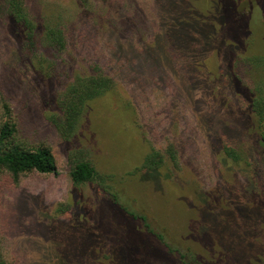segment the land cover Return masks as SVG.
I'll list each match as a JSON object with an SVG mask.
<instances>
[{
	"label": "rangeland",
	"instance_id": "1",
	"mask_svg": "<svg viewBox=\"0 0 264 264\" xmlns=\"http://www.w3.org/2000/svg\"><path fill=\"white\" fill-rule=\"evenodd\" d=\"M210 1L211 11L221 10L224 0ZM26 3L34 15L68 19L69 30L62 51L41 45L34 52L27 51L0 14V115L2 103L7 102L17 122L19 140L30 147H48L56 165V171L48 174L32 171L14 177L0 172V250L5 260L10 264H65L60 261L63 255L74 252L73 236L68 235L67 241L64 236L65 226L73 225L71 219L89 220L97 215L102 229L109 234L116 225L108 205L122 203L128 211H147L146 221L152 228L165 225L155 230L163 233L164 240L178 254H187L189 264L191 256L202 264H264V148L258 147L256 154L247 152L248 139L240 133L245 129L244 122L223 115L213 100L219 87L202 79V64L186 70V64L169 65L160 57L158 47L167 46L170 53L175 47L163 32L162 14L176 19L180 28L205 34L208 25L203 17V0ZM234 9L236 13L243 11V15L227 30L217 28L231 20L229 10L224 8L209 24L217 30L212 49L215 54L225 51L224 55L231 59L234 47L230 36L249 29L244 39L240 37L243 45L232 69L252 86L264 73L253 60L264 56V0H237ZM147 42L156 46L145 48ZM208 54L206 50L199 61L203 62ZM94 64L114 78L121 112L113 111L116 104L111 107L112 103L99 101L89 112L86 125H81L74 138L66 140L52 121L55 104L49 99L76 75L89 73ZM39 66L47 74H40ZM225 95L234 100L230 92ZM103 106H108L106 111ZM110 118L127 129L136 127L139 148L154 147L162 152L170 146L174 149L177 165L170 166L169 181L159 185L139 177L131 176L127 181L117 177L116 202L111 197L112 189L108 193L96 183H71L69 156L73 151H86L97 166L99 161L103 166L109 159L105 148L110 141L104 137L97 142L87 123L96 126L109 123ZM223 133L244 150L241 161L221 162L219 136ZM237 134L241 136L231 138ZM112 158L118 160L116 155ZM135 163L132 158L117 165L130 167ZM110 182L108 185L113 184ZM226 184L231 185L232 194L224 197ZM255 194L258 198L254 199ZM137 226L143 229L141 224ZM139 229L129 239L121 237L118 242L128 264L150 259L159 248L165 250ZM100 244L98 253H107V246ZM170 259L164 256L153 263L174 264ZM81 262L80 258L71 264ZM98 263L109 260L102 258Z\"/></svg>",
	"mask_w": 264,
	"mask_h": 264
},
{
	"label": "trees",
	"instance_id": "2",
	"mask_svg": "<svg viewBox=\"0 0 264 264\" xmlns=\"http://www.w3.org/2000/svg\"><path fill=\"white\" fill-rule=\"evenodd\" d=\"M209 1L203 0V17L208 25V32L205 34L196 29L180 28L179 26L181 25L179 24L181 23L176 19L169 15L165 17L162 14L161 17L164 18L161 22L163 32L168 36V39H171L175 47L174 52L170 53L167 46L161 45V47H158L160 48V57L164 63L169 65L175 64L176 66H181L180 64H186V70H192L196 64H202L204 67L202 79L208 81V84L213 83L219 87L213 96L214 102L223 110V115H230L232 118H238L244 122L243 127L245 129L243 128L240 133L248 139L249 146L247 152L256 154V149L264 148V73L263 78L255 81L251 86L246 84L233 72L232 68L234 66L232 64L238 59V50L243 45L240 42L242 41L241 38L244 39L245 34H249V29L247 28L241 30V35L232 33L230 36L234 47V54L231 59L227 55H224L225 51L218 54L213 53L212 46L216 40L215 34L217 30L215 31L214 28L209 26L212 19L219 12L221 14L223 8L229 10L231 20L224 23L223 27H217L227 30L232 21L243 15V11L239 13L235 12L234 6L237 0H224L223 6H220L221 10L214 9L211 11L210 4L208 5ZM0 14L5 19L11 33L18 39L22 49L34 52L40 49L39 45H41L54 51H62L67 44L69 28L66 22L68 19H63L61 16L54 19L34 15L31 13L26 0H0ZM153 46H156L154 42L144 43L145 48H153ZM206 50L209 52L206 59L203 62L199 61V58L204 56ZM211 56L212 58H210ZM253 60L257 64H260L264 70V56L254 57ZM38 70L42 75L44 73L47 74V71H44L41 66H39ZM89 70V73L76 75L74 80L65 89L55 97L51 96L49 99L50 102L55 104V114L52 116V121L61 136L66 140L74 138L81 125H86V118L89 116V112L93 107L96 108L100 104L98 103L99 101L106 105L112 103L111 107L116 104L117 106L113 111L116 113L121 112L117 102L119 100L117 96L118 89L114 78L105 73L100 65L94 64ZM196 76H200V74L196 73ZM226 91L230 92L231 98L238 101V103L240 102L241 106L235 104L234 100L230 99V97L228 98L225 95ZM107 107L103 106L102 110L106 111ZM1 110L0 172H7L14 177L32 171L44 174L54 173L56 165L51 150L46 146L30 147L21 142L18 138L17 122L9 104L3 102ZM116 113L112 112L111 115L115 116ZM87 124L88 128L94 130L91 133H93L92 136L97 142L103 141L102 138L104 137L110 141V144L105 148L108 150L107 155L109 159L107 162L104 160L105 165L103 166L99 165V161L97 166V164H94L89 159L86 151L82 149L73 151L69 156V176L73 185L79 186L87 183H96L103 191L109 193L110 189L115 192L117 188L115 186L117 184L115 179L117 177L126 181L131 176L139 177L141 180L151 181L159 185L164 181L166 182V180L169 181V177L171 176L170 166L177 165L176 153L171 146L167 147L163 152L154 147L146 149L142 146L139 148V139H136L137 135L134 131L136 127L127 129L123 123L120 124L118 122L116 124L112 118H110L109 123L105 121L104 124L100 123V125L96 126L90 123ZM246 127L249 129L248 131ZM213 129V127L210 128L211 131ZM224 134L219 136L221 144L219 145L218 153L222 154L221 162L225 164L229 159L234 163L241 161L243 149H239L233 145L224 137ZM239 136L241 135L237 134L236 137L233 136L231 138ZM143 139L144 143H147V140ZM111 154L116 155L118 160L115 161V158H112ZM132 158L137 163L130 167L117 165L118 162L122 164L126 161L129 162ZM107 181H111L113 184L108 185ZM230 186L225 185V190H223L224 197L228 193L232 194ZM113 192L111 193V197L116 202V199H118L117 193ZM253 198H258V195L255 194ZM186 200L188 199L186 198ZM187 204L189 208H192L188 202ZM108 207L111 208L110 214L115 218V229L107 234L102 229L100 217L97 215H93L89 220L87 218H72L73 225L68 226L67 224L68 227L65 226L64 236L66 237V241L67 238H70L68 235L73 236L75 242L74 252L70 256L64 254V259L61 258L60 261L65 264H71V262L77 263L81 258V264H99V259L107 258L109 263L106 264H128L127 257L126 260L122 257L121 244L118 242L121 237L122 240L124 237L125 239H129L131 233L139 229L137 226L139 223L143 227V229L139 230L147 234L158 245L161 244L165 250L159 248L158 252L154 253L150 259L143 258L139 262L135 261L133 264H154L155 260L163 259L164 256H167L169 259L171 257L175 258L174 261L170 259L174 264H189L187 254H178L164 240L163 233L158 229L155 230L157 225L155 224L156 226L154 225L155 227L152 228L150 223L146 221L148 216L147 211H143L142 213L128 211V208L122 203H109ZM95 218H98V220ZM154 222L161 224L156 219H154ZM163 226L162 228H166L165 225ZM167 232H170V227L167 228ZM99 244L107 246V253H98L101 249L98 248ZM60 257L62 256L59 255ZM189 262L190 264H202L192 256ZM0 264H10L3 257L1 250Z\"/></svg>",
	"mask_w": 264,
	"mask_h": 264
}]
</instances>
